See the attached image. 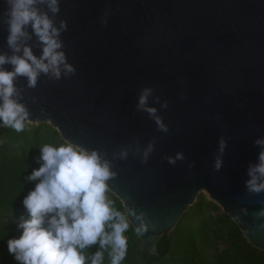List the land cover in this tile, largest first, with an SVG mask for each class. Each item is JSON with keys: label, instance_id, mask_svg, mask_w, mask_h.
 I'll list each match as a JSON object with an SVG mask.
<instances>
[{"label": "water", "instance_id": "95a60500", "mask_svg": "<svg viewBox=\"0 0 264 264\" xmlns=\"http://www.w3.org/2000/svg\"><path fill=\"white\" fill-rule=\"evenodd\" d=\"M5 7L0 0V54L22 55L7 44ZM49 15L57 26L67 20L60 38L77 71L60 80L41 73L35 87L18 76L20 102L33 123H50L67 142L106 154L116 173L109 190L134 211L127 213L134 226L146 227L142 248L157 254L160 236L204 191L264 250V193L244 186L259 150L253 141L264 135V0H61L60 12ZM25 31L30 39L21 48L39 58L43 45L30 26ZM147 86L155 89L149 106L160 108L155 95L169 103L159 111L169 133L135 110ZM221 135L228 147L216 172ZM122 148L127 160L114 158ZM177 151L186 159L168 164Z\"/></svg>", "mask_w": 264, "mask_h": 264}, {"label": "clouds", "instance_id": "9594fccd", "mask_svg": "<svg viewBox=\"0 0 264 264\" xmlns=\"http://www.w3.org/2000/svg\"><path fill=\"white\" fill-rule=\"evenodd\" d=\"M4 22L7 24V44L14 53L0 54V128H11L17 133L25 131L33 122L25 104L20 102V93L14 81L18 76L27 78L28 87H35L41 73L60 80L75 75L76 67L68 61L61 34L68 29V22L62 19L57 26L49 15L60 12L61 0H4ZM40 4L48 11H41ZM110 15L105 10L100 18L107 24ZM30 26L32 33L43 45L38 58L23 39H30L25 31ZM12 65L8 71L3 65ZM155 89L143 87L137 98L135 110L147 113L156 129L169 133L170 128L159 114L167 109V100L155 95L160 108L149 106L148 100ZM185 97L181 96V99ZM254 145L259 149L255 162L250 161L246 168L244 181L248 193H264V135L258 136ZM228 147L224 135L218 138V153L213 169L219 172L223 167V155ZM155 141L143 150L142 162L146 163L155 151ZM139 151V149L137 150ZM39 168L33 169L26 182L38 181L22 199L26 216L17 218V237L7 240L9 255L17 264H123L128 254V236L131 227L128 214L135 215L131 209L117 210L114 201L109 199L108 181L115 177L112 163L98 149H86L68 141L60 146L44 144L40 148ZM114 158L127 160L128 149L122 148L114 153ZM168 164L175 166L177 161L186 159L184 152L177 151L174 156H166ZM264 217V210L258 213ZM140 219L139 216L136 217ZM238 219V217L236 218ZM264 229V223L259 225ZM135 234L141 236L146 231L142 224L135 227ZM98 245L94 253L88 249Z\"/></svg>", "mask_w": 264, "mask_h": 264}, {"label": "trees", "instance_id": "16d2710c", "mask_svg": "<svg viewBox=\"0 0 264 264\" xmlns=\"http://www.w3.org/2000/svg\"><path fill=\"white\" fill-rule=\"evenodd\" d=\"M66 142L50 123H32L20 133L0 128V264H17L9 255L6 242L19 236L16 220L22 214L27 215L21 202L38 183L26 181L42 163L38 162L40 148L44 144L60 146ZM108 197L117 210H126L123 201L110 190ZM130 225L125 233L128 254L123 264H264V250L253 245L236 221L202 192L174 229L160 236L157 254L142 248L131 221ZM97 248L98 245H93L86 251L91 254Z\"/></svg>", "mask_w": 264, "mask_h": 264}, {"label": "rangeland", "instance_id": "374dc122", "mask_svg": "<svg viewBox=\"0 0 264 264\" xmlns=\"http://www.w3.org/2000/svg\"><path fill=\"white\" fill-rule=\"evenodd\" d=\"M201 193V192H200ZM202 193H205L206 195H208L206 192H204V191H202ZM198 196H199V194H198ZM208 197H209V195H208ZM198 198V197H197ZM210 198V197H209ZM197 200V199H196Z\"/></svg>", "mask_w": 264, "mask_h": 264}]
</instances>
